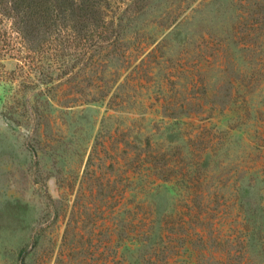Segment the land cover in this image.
I'll return each instance as SVG.
<instances>
[{"label": "rangeland", "instance_id": "1", "mask_svg": "<svg viewBox=\"0 0 264 264\" xmlns=\"http://www.w3.org/2000/svg\"><path fill=\"white\" fill-rule=\"evenodd\" d=\"M132 14L104 103L7 111L0 61V264H264V4Z\"/></svg>", "mask_w": 264, "mask_h": 264}, {"label": "trees", "instance_id": "2", "mask_svg": "<svg viewBox=\"0 0 264 264\" xmlns=\"http://www.w3.org/2000/svg\"><path fill=\"white\" fill-rule=\"evenodd\" d=\"M146 1L122 0L115 7L114 0H0V61L16 62V78L6 84L20 79V92L33 89V102L13 96L7 111L19 104L29 118H41L52 113L54 102L104 103L111 91L110 64L127 38L126 23ZM61 87L70 94L60 99L55 92ZM42 104L50 109L41 114Z\"/></svg>", "mask_w": 264, "mask_h": 264}]
</instances>
